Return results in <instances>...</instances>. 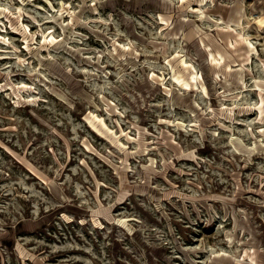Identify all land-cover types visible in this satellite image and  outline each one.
Masks as SVG:
<instances>
[{"label": "rangeland", "instance_id": "374dc122", "mask_svg": "<svg viewBox=\"0 0 264 264\" xmlns=\"http://www.w3.org/2000/svg\"><path fill=\"white\" fill-rule=\"evenodd\" d=\"M0 264H264V0H0Z\"/></svg>", "mask_w": 264, "mask_h": 264}]
</instances>
